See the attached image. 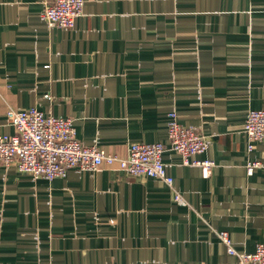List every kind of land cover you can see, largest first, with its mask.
Returning a JSON list of instances; mask_svg holds the SVG:
<instances>
[{
	"label": "crops",
	"instance_id": "1",
	"mask_svg": "<svg viewBox=\"0 0 264 264\" xmlns=\"http://www.w3.org/2000/svg\"><path fill=\"white\" fill-rule=\"evenodd\" d=\"M49 0H0V133L6 111L72 119L76 138L126 156L162 142L173 181L116 165L32 178L0 162V264H237L264 241V0H85L71 28L48 26ZM207 141L197 158L168 145V114ZM182 196L184 203L175 200Z\"/></svg>",
	"mask_w": 264,
	"mask_h": 264
},
{
	"label": "built area",
	"instance_id": "2",
	"mask_svg": "<svg viewBox=\"0 0 264 264\" xmlns=\"http://www.w3.org/2000/svg\"><path fill=\"white\" fill-rule=\"evenodd\" d=\"M85 0H49L45 3L43 18L48 26L71 28L82 13ZM6 117L13 126L12 133H0V162L14 166L19 172L32 178L52 180L64 177L69 169L96 170L103 164L116 165L128 174L160 178L167 184L172 177L167 173L162 154L166 149L162 142H133L127 155L122 157L95 145H85L75 136L72 119L45 114L36 107L22 110L7 109ZM168 145L182 156L185 163L198 165L203 176H209L214 166L210 158L199 159L207 148V141L193 126L181 125L174 112L168 114ZM247 137V149L264 140V108L250 109L243 124ZM264 168V161H249L246 171ZM175 200L183 204L178 193ZM228 253L236 255L237 264H264V241L252 252L236 251L226 231L219 232Z\"/></svg>",
	"mask_w": 264,
	"mask_h": 264
},
{
	"label": "water",
	"instance_id": "3",
	"mask_svg": "<svg viewBox=\"0 0 264 264\" xmlns=\"http://www.w3.org/2000/svg\"><path fill=\"white\" fill-rule=\"evenodd\" d=\"M140 176H146L145 174H143V175H140Z\"/></svg>",
	"mask_w": 264,
	"mask_h": 264
}]
</instances>
